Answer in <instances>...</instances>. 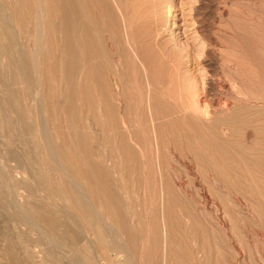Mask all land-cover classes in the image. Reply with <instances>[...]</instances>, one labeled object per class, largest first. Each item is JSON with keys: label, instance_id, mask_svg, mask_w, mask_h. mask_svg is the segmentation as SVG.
I'll use <instances>...</instances> for the list:
<instances>
[{"label": "rangeland", "instance_id": "rangeland-1", "mask_svg": "<svg viewBox=\"0 0 264 264\" xmlns=\"http://www.w3.org/2000/svg\"><path fill=\"white\" fill-rule=\"evenodd\" d=\"M25 1V6L24 3L22 6L26 10L19 6L17 0H0L2 6L0 10H3L0 11V29L3 30H0V35L2 32L6 33L10 41H6V45L0 36V264H264V0L159 1L158 10L161 6L164 10L157 11V17L163 18L161 21L166 26V37H175L176 47H186L192 52V59L184 56L186 62L183 61L182 66L188 69V73L196 75V79L199 77L197 96L201 102L206 99L205 102H208L205 103L208 104L206 110L209 112L203 121L207 123L216 116L215 120L218 122L210 124L211 127H208L209 124H206L207 126L203 124L209 130L192 120H189L191 126L188 122H182L180 131L176 130L180 124L174 125L177 142L181 140L183 145L177 143L181 145L177 146L180 151H176V148L169 152L171 149H167L169 145L165 143V147L161 148L164 150V158L160 157L161 162L155 154V144L147 137V133L144 134L146 131L143 132L145 124L132 125L131 133L135 135L131 134V138L134 140L127 137V132L121 124L119 125L122 128H119L118 124L115 126L112 123V118L116 119L118 114L114 115L113 110L103 108L104 100L102 101L92 78L94 70L96 71L97 67L101 68L97 70L99 72H94V76L99 73L101 78L102 76L106 78L103 86L105 85L108 91L105 88L102 90L109 94L107 99L111 104L118 102L117 95L121 94L119 87H126L123 88L125 94L131 90V85L125 83L133 77V74H130L134 72L131 58L127 60L123 56L121 60L118 53V48L126 39L121 14L115 11V44L111 37L109 38V27L98 6L93 5V9H89L92 25L89 28L90 34L87 31L86 35L89 37L88 45H91L89 48H92L91 52L96 55L92 53V60L97 61H93L92 64H95L96 68L92 66L91 69L90 66L89 68L87 65L82 66L86 63L82 64L85 61H82V46L78 41L76 47H73V50L74 48L77 50L68 55L64 48L63 32L54 29L55 26L51 30L49 23L51 24L52 18L49 17V20L48 16H45L44 20L47 22L45 25L41 22V15L35 12L38 0ZM47 1H40L45 5V15L51 13L49 5H46ZM126 1L127 7L132 8H129L132 13L135 1ZM132 2L133 4H130ZM16 4L18 6L15 8ZM32 4L35 10L32 8L30 11L35 13L29 11ZM21 7L23 10H17ZM14 10L23 13L19 14ZM24 10L27 11L28 17H31L29 21L26 20ZM134 10L133 15L136 17L138 15L136 7ZM5 19L8 22L6 27L3 21ZM18 20L20 22H17ZM25 21H28L29 25ZM77 21L78 19L76 31ZM38 24L42 27L49 26L50 30L48 33L46 27L47 30L43 31L44 34L42 33L43 36L38 37L39 39L35 31ZM33 25L36 26L33 28ZM146 28L151 30L150 26L149 29L147 25L143 27L139 25L135 37L141 39L145 31L146 33L148 31ZM8 43L12 46L10 44L8 46ZM144 49L142 50L144 55H149L152 51L153 55H149V58H155L153 50L147 52L149 49L146 50V47ZM18 61L23 63L20 64ZM123 61L128 64H124ZM121 64L124 67L127 65V68H120ZM121 69L128 71L129 78ZM82 70L88 73L82 74ZM156 70L160 79L166 81L167 65L157 64ZM199 71L202 73L201 76ZM19 72L24 74L20 75ZM87 75L90 77L88 81ZM85 81L88 82L89 89ZM35 84L40 86L39 89ZM200 85H204V88ZM177 87L173 86V89L176 96L180 97L179 101L193 112V108L191 109L193 100L188 97L186 90L183 91V87L181 89L178 84ZM35 92L36 94H33ZM85 92L88 95L91 93L89 98H86ZM31 94L40 95L41 100L36 104ZM87 101L90 102L86 104ZM106 110L109 111L107 112V115H110L109 121ZM236 110L241 112L239 114H247V117L250 112L251 118L249 117L250 120L247 122L253 126L247 123L240 126L233 120L235 130H240L241 134L237 131L236 136H222L223 134L227 136L228 131L225 128L227 126L225 124L223 130L221 128L223 125L220 126L219 123H228L231 111L233 115L238 116ZM129 117L133 119L132 112ZM222 117H227L224 118L227 121H220ZM192 125L198 127L196 131L199 135L204 132L205 135L201 136L203 140L191 135L194 133ZM234 125H231L232 128ZM254 127L258 131L254 129L252 131ZM42 130L44 134L40 133ZM115 132L118 134L117 137ZM190 136L194 137L195 142ZM214 136L218 139L216 137L215 140ZM184 137L191 142H186ZM43 138L45 145L42 142ZM146 138L150 146L144 144ZM219 139L223 141L219 144L224 148L218 144ZM118 140L124 143L119 145ZM125 140L129 142L126 143ZM131 140H134V143H130ZM214 140L219 147L218 145L215 147ZM233 142L240 144L238 146V143H235L234 146ZM187 143L190 144V148L193 145L195 151L191 149V152L189 148L190 153L187 152L185 149ZM224 143L228 146L231 144V148ZM131 145L134 152L131 151ZM236 146L241 148L240 152ZM48 149L53 150L49 151L51 155ZM121 149H124L122 150L124 154L121 153ZM222 149L231 152L225 154ZM232 149L236 150L239 156ZM197 150H200L201 154L196 153V156ZM132 153L134 156L131 157ZM88 156L90 164L95 160L100 164V173L91 167L89 169V164L86 163ZM240 156L242 160L243 157H247L249 163L245 160L243 162L246 164L241 162ZM53 157L57 159L56 162V159L52 162ZM51 163H55L56 166ZM241 163L245 165L242 166ZM82 167L86 169H80ZM84 175H87L90 183L86 182ZM77 188L83 193V198L78 196ZM84 198L90 200L93 209L85 207L89 202ZM97 212L101 218L96 215ZM90 218L95 223L91 224L94 221ZM95 226L98 228H94ZM94 229L95 232L97 229L98 233H95ZM110 256L111 258H108Z\"/></svg>", "mask_w": 264, "mask_h": 264}, {"label": "bare ground", "instance_id": "bare-ground-1", "mask_svg": "<svg viewBox=\"0 0 264 264\" xmlns=\"http://www.w3.org/2000/svg\"><path fill=\"white\" fill-rule=\"evenodd\" d=\"M9 1V0H8ZM18 2V4H19V6H22L23 5V3H24V6H25V0L23 1V0H17ZM30 1V0H29ZM29 1H28V3H29ZM37 1V0H36ZM41 0H38L37 1V5H36V13H39L40 15H41V22H43V23H45V25L47 24V22L44 20V19H46L45 18V16L47 17L48 16V18L50 17V18H52L51 19V24L49 23V25H50V29L52 30L53 29V26H55V28L54 29H60L62 32H63V34H64V38H65V46H64V48H65V50H66V52L68 53V55L69 54H71V53H73L72 51H75V49L77 50V48H74V50H73V47L75 46L76 47V42L78 41V43L82 46V61L84 60L85 62H83L82 64H84V63H86V64H84V65H82L83 67L84 66H86L87 65V67L89 68V66H90V68L92 67V66H96L95 64L94 65H92L93 64V61H96V60H92V53H94V52H91V50H93L92 48H89V46L91 47V45H88L89 44V40H88V38H87V35H86V32L87 31H89V28H90V25H92L91 24V18H90V16H89V9H91L92 8V6L93 5H95V6H98L97 8H99V10L101 11V13H102V15L105 17V19H106V22H107V25H108V27H109V31H110V34H109V31H108V34H109V38L111 37V39L113 40V42H114V39H115V33H116V31H115V28H116V12L115 11H117V12H119V15L121 14V16H120V19H121V21H122V26H123V28H124V33H125V43L123 44V45H121V47H120V44H119V47L120 48H118V53H119V55H120V57H121V60H122V57L124 56L125 57V59H127L128 60V58H131L130 60H131V67H133V70H134V72H130V74H133V77H132V80L130 79H127V80H129L128 82L126 81L125 83H128V84H130L131 85V90H130V92L128 93V94H125V93H123V88H126L124 85H122V86H124L123 88H120L119 86V88L118 89H120V91H121V94L119 93L117 96H118V99H117V104H111V101L109 100V99H107L108 98V96H109V94L107 95V94H105V91L103 92V90L102 89H104L105 88V85L103 86V82L106 80V78H103L104 76H102V78H103V81H102V78H101V74H99V73H97L95 76H94V72H96L98 69H101V68H96L97 70L95 71L94 70V72H93V77L92 78H94V82H95V85L97 86V89H98V93H100V95H101V97H102V101L104 100V102H103V105L105 106V107H103V108H107L108 110L110 109L111 111L113 110L114 112H113V114L114 115H117V120L116 119H114L113 120V118H112V123L113 124H115V126H116V124H118V126H120L119 128H122V126H123V128L126 130V132H127V134L126 133H124V134H126L127 135V137L129 138V139H134V138H131V134H132V136H133V134L135 135V133H131V132H133L132 131V125L133 124H139V125H141V124H145V127H144V130H143V132L144 131H146L144 134H148L147 135V137H149L150 139H151V141L155 144V154L160 158V157H163L164 158V150H162L161 148H164L165 146V143H168V145H169V147L167 148V149H171L169 152H173L176 148H177V150L176 151H178L179 149H178V147L179 146H181V145H177V143H181L182 141L180 140V142L178 141L177 142V137H176V130H178V131H180L179 130V128H180V126H182L181 125V123L182 122H188V124H189V120H192V122H195V124H201V126H202V128L204 127V128H206L205 126H203V124L204 125H206V124H209L208 125V127L210 126V124H216V116H214V119L213 120H211V119H209V120H211V121H209V122H205V121H203V119H205L204 118V116H206V115H208V111L206 110V105L208 106V104H206L205 105V103H208V102H205V100L204 101H202L204 104H202V102H201V100L198 98V96H197V91H198V82H197V80L199 79V77L196 79V75L195 76H193L192 75V72H189L188 73V69H185V66H182V64H183V61L184 62H186V59H184V56H186L188 59H190L191 58V53L192 52H190V50H189V48H186V47H182V48H178V47H176V43H175V37H172V36H169V37H166L167 36V33H166V29H165V27L166 26H164V24L162 23V21H161V19L163 20V18L161 17H157L158 16V12H159V10H164V8H162V6H161V8L158 10V6H159V1L160 0H134L135 1V4L136 5H134V7H136V13L138 14L136 17L133 15V12L135 11L134 10V7H133V12L131 13L130 11H129V8L127 7V1L126 0H46L47 1V3H46V5H49L48 6V9L51 11V13H48L49 15H45V13H46V9H45V5H43L41 2H40ZM129 1V0H128ZM131 1H133V0H130V2ZM6 2V1H5ZM12 2H15V1H12ZM10 3V2H9ZM27 3V4H28ZM35 3V2H34ZM129 3V2H128ZM18 4H16L15 5V8L18 6ZM130 4H133V2L132 3H130ZM129 4V6H131ZM6 5V4H5ZM10 5V4H9ZM30 5V4H29ZM33 5V4H32ZM172 5H174V4H172ZM11 6V5H10ZM24 6H22L23 8H24ZM31 6V5H30ZM30 6H28V7H30ZM168 6V5H167ZM171 6V5H170ZM0 7H2L1 5H0ZM18 8L17 10H20V9H22L23 10V8ZM50 7V8H49ZM94 7V6H93ZM165 7V6H164ZM10 8V7H9ZM34 9L35 10V8H34V5L32 6V7H30L29 8V11L31 10V9ZM166 8V7H165ZM172 8V7H171ZM1 9V8H0ZM4 9V8H3ZM14 9V8H13ZM25 9V8H24ZM93 9V8H92ZM130 9H132V8H130ZM170 9V8H169ZM168 9V10H169ZM11 10V9H10ZM26 10V9H25ZM24 10V11H25ZM173 10V9H172ZM0 11H2L3 12V10H0ZM14 11H16V10H14ZM158 11V12H157ZM22 13H23V11H21ZM21 12H17L16 11V13H19V14H22ZM33 12V11H32ZM31 11H30V13H32ZM35 12H33V13H35ZM169 12H171V11H169ZM7 13V12H6ZM14 14H15V12H13ZM25 14L27 13V11H25L24 12ZM136 13H134V14H136ZM9 14H10V12H9ZM13 14V15H14ZM39 14L38 15H36V17L37 16H39ZM160 14V13H159ZM162 15H164L163 13H161ZM160 14V15H161ZM181 14V13H180ZM17 15V14H16ZM31 15H33V17L35 16V14H31ZM2 16V15H1ZM9 16V15H8ZM23 16H24V14H23ZM26 16L28 17V15L26 14ZM30 16V15H29ZM170 16V15H169ZM20 17H22V15H20ZM20 17H19V20L21 21V19H20ZM27 17H26V20H28L29 21V19L31 18H29L28 17V19H27ZM35 17V18H36ZM171 17V16H170ZM2 18V17H1ZM4 18H6V15H4ZM18 17H16V19H17ZM23 18V17H22ZM35 18H34V20H35ZM50 18H49V20H50ZM101 18V17H100ZM173 18V17H172ZM3 19V18H2ZM9 19V18H8ZM37 19V18H36ZM78 19V31H76V26H77V24H76V20ZM104 19V20H105ZM17 21V22H20V21ZM25 20V19H24ZM24 20H22V22L24 21ZM57 20V21H56ZM3 21H5L4 23H5V27L8 25V22H7V20L5 19V20H3ZM28 21H25L26 23L28 22ZM37 21L38 20H36V23H37ZM45 21V22H44ZM54 21H56V22H54ZM13 22V21H12ZM12 22H11V24H12ZM24 22V23H25ZM53 22V23H52ZM32 23V22H31ZM35 23V24H36ZM56 23V24H55ZM103 23V22H102ZM10 24V25H11ZM19 24V23H18ZM21 24V23H20ZM23 24V23H22ZM21 24V25H22ZM28 25H29V23H27ZM42 24V23H41ZM41 24H38L36 27L33 25V28L35 27V31H36V34H37V39H39V38H41L40 36H43L42 35V33H43V31H45V30H47V28L46 27H42V25ZM94 24V23H93ZM32 25V24H31ZM40 25V26H39ZM97 25V24H96ZM139 25H142V27H143V25H147V27L149 28V26H150V28H151V30H148L147 28V33H146V31H145V34L144 35H142V37H141V39H140V37H135V36H137V34L136 35H134L135 34V32H136V29H138V26ZM173 25V24H172ZM30 27V26H29ZM106 27V26H105ZM137 27V28H136ZM1 28V27H0ZM10 28H11V26H10ZM13 28V27H12ZM28 28V27H27ZM26 28V29H27ZM49 28H48V30H49ZM95 28H96V26H95ZM149 28V29H150ZM25 29V28H24ZM108 29V28H107ZM1 31H3L2 29H0ZM8 30V29H7ZM14 30V29H13ZM31 30H32V28H31ZM91 30V29H90ZM106 30V29H105ZM139 30V29H138ZM137 30V31H138ZM168 30V29H167ZM107 31V30H106ZM9 32V31H8ZM33 32V31H32ZM47 33V32H46ZM48 33H50V30L48 31ZM47 33V34H48ZM51 33H53V31H51ZM59 33V32H58ZM76 33H77V35H76ZM2 35H0V36H2V41L4 40L5 41V44H6V41H8V35L6 34V33H4V32H2L1 33ZM35 34V33H34ZM44 34V33H43ZM54 34V33H53ZM89 34H90V31H89ZM11 35V34H10ZM90 36V35H89ZM39 37V38H38ZM91 37V36H90ZM186 37V36H185ZM54 38V37H53ZM46 39V38H45ZM90 39H92V38H90ZM195 40H196V38H195ZM1 41V42H2ZM52 41V40H51ZM105 41V40H104ZM124 41V40H123ZM122 41V42H123ZM8 42H10V41H8ZM94 43H95V41H94ZM93 42H92V44H94ZM115 43V42H114ZM9 44L10 43H8V46H9ZM116 44V43H115ZM7 45V44H6ZM11 45V44H10ZM41 45V44H40ZM12 46V45H11ZM35 46H37V45H35ZM78 46V45H77ZM93 47V46H92ZM108 47V46H107ZM147 48L146 50H148L147 52H149L150 51V49L151 50H153L154 51V53H155V58L154 59H152V58H149V55H151L153 52L152 51H150V53H149V55L147 54V55H144V48ZM189 47V46H188ZM7 48V47H6ZM44 48V47H43ZM79 48V47H78ZM97 49V48H96ZM188 49V50H187ZM193 49V48H192ZM40 50V49H39ZM81 50V49H80ZM143 50V51H142ZM23 51V50H22ZM64 51V50H63ZM106 51V50H105ZM113 51V50H112ZM16 52V51H15ZM81 52V51H80ZM115 52V51H114ZM143 52V53H142ZM195 52V51H194ZM76 53H77V51H76ZM76 53H75V55H76ZM100 54V53H99ZM188 54V55H187ZM197 54V53H196ZM32 55V54H31ZM42 55V54H41ZM94 55H95V53H94ZM153 55V54H152ZM17 56V55H16ZM40 56V55H39ZM38 56V57H39ZM73 56V55H72ZM96 56V55H95ZM68 57V56H67ZM120 57H119V59H120ZM196 57H198V56H196ZM48 58V57H47ZM28 59V58H27ZM34 59V58H33ZM192 59V58H191ZM32 60V59H31ZM120 60V61H121ZM20 61V60H19ZM18 61V62H19ZM69 61H70V58H69ZM125 61V60H124ZM123 61V62H124ZM192 61V60H191ZM193 61H194V59H193ZM200 61V60H199ZM74 62V61H73ZM97 62V61H96ZM95 62V63H96ZM196 62V61H195ZM20 63V62H19ZM18 63V64H19ZM21 63H23V62H21ZM20 63V64H21ZM71 63V62H70ZM118 64H119V62H117ZM127 64H128V62H126ZM125 62H124V64H126ZM98 64V63H97ZM129 64H130V61H129ZM157 64H166L167 65V68H168V74H167V78H165V79H167L166 81H163V80H161L160 79V77H159V75H158V72H157V70H156V65ZM187 64V63H186ZM190 64V63H189ZM23 65V64H22ZM45 65V64H44ZM99 65V64H98ZM193 65V64H192ZM20 66V68H21V65H19ZM18 66V67H19ZM53 66V65H52ZM121 66H122V64H121ZM127 65H125V67H126ZM187 66V65H186ZM47 67V66H46ZM69 67H70V65H69ZM124 66H122V67H120V68H123ZM124 67V68H125ZM20 68H18V69H20ZM35 68V67H34ZM53 68V67H52ZM87 68V69H88ZM127 68V67H126ZM125 68V69H126ZM203 68V67H202ZM205 68V67H204ZM17 69V70H18ZM84 69V68H83ZM92 69V68H91ZM125 69H123V70H125ZM23 69H21V71H22ZM112 70V69H111ZM122 70V69H121ZM122 70V71H123ZM131 70V69H130ZM194 70V69H193ZM20 71V72H21ZM24 71V70H23ZM70 71V70H69ZM84 71H85V69H84ZM88 71H89V69H88ZM88 71H86L87 73H88ZM132 71V70H131ZM192 71V70H191ZM195 71V70H194ZM19 72V74L21 75H23L24 73H20ZM53 72V71H52ZM85 72V73H86ZM90 72V71H89ZM97 72H99V71H97ZM100 72H102V71H100ZM124 73L123 74H125V72L127 73L126 75L128 76V71H123ZM70 73V72H69ZM82 74L84 73L83 72V70H82V72H81ZM84 73V74H85ZM86 73V74H87ZM106 73V72H105ZM114 73V72H113ZM198 73V72H197ZM199 73H200V71H199ZM82 74H81V76H82ZM201 74L202 73H200L199 75L201 76ZM91 74H89V76H90ZM103 75V74H102ZM105 75V74H104ZM115 75V74H114ZM60 76V75H59ZM88 76V75H87ZM88 76V78H87V80L86 79H84V80H86V81H88V79L90 78ZM105 76H107V75H105ZM122 76H124V77H126L125 75H122ZM22 77V76H21ZM83 77V76H82ZM86 77V75L84 76V78ZM117 77V76H116ZM205 77H207V76H205ZM36 78V77H35ZM80 78V77H79ZM128 78H129V76H128ZM34 79V78H33ZM37 79V78H36ZM105 79V80H104ZM38 80V79H37ZM91 80V79H90ZM124 80V79H123ZM125 80H126V78H125ZM25 81H27V79L25 80ZM36 81V80H35ZM85 81V82H86ZM24 82V81H23ZM84 82V83H85ZM35 83V82H34ZM36 83H38L39 84V82H36ZM87 83L88 82H86L85 84H86V86L88 87L89 85H87ZM104 83H106V81L104 82ZM124 83V84H125ZM36 85V88L37 89H39L38 88V86L39 85ZM79 84H80V82H79ZM91 84V83H90ZM123 84V83H122ZM176 84V85H175ZM177 84L181 87V89H182V87H183V91L184 90H186L187 92V95H188V97L190 98V99H192L193 101H192V105H193V107H191V109L193 108V112L195 113H193V112H191L190 110H189V108H188V106H185L181 101H179V96L177 97L176 96V94H175V91H174V89H173V86L174 87H177ZM202 84V83H201ZM49 85V84H48ZM107 85V84H106ZM126 85V84H125ZM80 86V85H79ZM85 86V85H84ZM121 86V87H122ZM201 86V85H200ZM204 86V85H203ZM203 86H201V88L203 87ZM40 87V86H39ZM86 87V88H87ZM107 87H109V86H107ZM178 88V87H177ZM204 88V87H203ZM35 90L36 92L38 91V90ZM84 89H85V87H84ZM88 89H89V87H88ZM88 89H86V91L88 90ZM180 89V88H179ZM34 90V89H33ZM79 90V89H78ZM105 90L106 91H108L106 88H105ZM116 90H117V88H116ZM126 90V89H125ZM124 90V92H126ZM128 90H129V88H128ZM175 90H176V88H175ZM42 91V90H41ZM41 91L39 92V93H41ZM89 91V90H88ZM87 91V92H88ZM115 91V90H114ZM182 91V90H181ZM34 92V91H33ZM36 92L35 93H33V94H36ZM113 92V91H112ZM180 92V91H179ZM84 93V92H83ZM89 93V92H88ZM88 93H86L85 92V94L88 96H86V98H89V96L91 95V93H90V95H88ZM109 93V92H108ZM116 93V92H115ZM178 93V92H177ZM111 94H113V93H111ZM38 95V94H37ZM95 95V94H94ZM99 95V94H98ZM106 95H107V97H106ZM33 95L31 94V97H32ZM40 96V95H39ZM39 96H33V99L32 100H34V102L36 101V104H37V102L39 101V100H41V99H39ZM113 96H115V95H113ZM231 96V95H230ZM240 96H242V95H240ZM30 97V98H31ZM116 97V96H115ZM184 97H185V95H184ZM81 98V97H80ZM79 98V99H80ZM92 97H90V99H91ZM230 98V97H229ZM70 99V98H69ZM99 99H100V97H99ZM116 99L114 100V101H116ZM242 99V98H241ZM31 100V101H32ZM85 100H87V99H85ZM109 100V101H108ZM234 100H235V98H234ZM70 101V100H69ZM68 101V102H69ZM91 101H92V99H91ZM188 101H189V99H188ZM187 101V102H188ZM243 101V100H242ZM82 102V101H81ZM88 102H90V101H87V103L86 104H88ZM32 103V102H31ZM60 103H61V101H60ZM70 103V102H69ZM224 103V102H223ZM35 104V103H34ZM82 104V103H81ZM93 104V103H92ZM225 104V103H224ZM224 104H222V105H224ZM226 104H227V102H226ZM214 105V104H213ZM35 106V105H34ZM39 106H40V104H39ZM39 106H38V108H39ZM224 106H226V105H224ZM243 106V105H242ZM57 107V106H56ZM61 107V106H60ZM213 107V106H212ZM211 107V108H212ZM218 107H219V105H218ZM223 107V106H222ZM227 107H228V105H227ZM244 108H246L245 106H243ZM250 107V106H249ZM88 108V107H87ZM102 108V109H103ZM215 108V107H214ZM14 109V108H13ZM105 109H103V110H105ZM208 109V108H207ZM216 109V108H215ZM220 109V108H219ZM236 109H237V107H236ZM243 109V108H242ZM39 110V109H38ZM234 110V109H233ZM238 110H239V108H238ZM41 111V110H40ZM210 111V110H209ZM220 111V110H219ZM237 111V110H236ZM247 111V110H246ZM52 112H53V110H52ZM105 111H103V113H104ZM107 112H109V111H107L106 110V117H107V120H108V115H107ZM115 112H116V114H115ZM131 112H132V115H133V119H131L129 116H130V114H131ZM220 112H222V111H220ZM220 112H217L216 111V113H220ZM238 112V111H237ZM243 112H245L244 110H243ZM230 113V112H229ZM239 113H241V112H238V116H236V115H233L232 114V111H231V114H230V117L228 116V121L227 120H224V118L225 117H222L223 119H219L220 121H227L228 123H225V122H223V123H219V125L221 126V124L223 125V127L221 126V128H223V130H224V125L226 124V126L227 127H225L226 128V131H228V132H226V134H227V136L226 135H222V136H225V137H229L230 135H234V136H236L237 135V131L235 130V126L236 125H234L233 123H232V121L234 120V122H236L237 121V124H239L240 126H245L246 125V123H247V125H250V124H248L249 122H247L248 121V119L250 120V116H249V114H250V112H249V114H248V117L246 116L247 114H239ZM247 113V112H246ZM253 113V112H252ZM41 114V113H40ZM110 114H112V112L110 113ZM213 113H211V115H212ZM234 114H236V113H234ZM113 115V116H114ZM227 115H228V113H227ZM254 115V114H253ZM253 115H252V117H253ZM255 115H257V113H255ZM254 115V116H255ZM110 116V115H109ZM207 117V116H206ZM250 117V118H249ZM209 118H210V116H209ZM227 118V117H226ZM225 118V119H226ZM33 119V118H32ZM39 119H42V118H39ZM207 119V118H206ZM46 120V119H45ZM110 120V119H109ZM108 120V121H109ZM218 120V121H219ZM236 120V121H235ZM252 120V119H251ZM37 121V120H36ZM50 121V120H49ZM116 121V122H115ZM208 121V120H207ZM40 122L42 123V120H40ZM111 122V121H110ZM109 122V123H110ZM252 122V121H251ZM37 123H38V121H37ZM45 123V122H44ZM108 123V124H109ZM40 124V123H39ZM111 124V123H110ZM119 124H121V125H119ZM177 124H180L179 125V127H177L178 129H176V126H178ZM187 124V125H188ZM190 124H191V122H190ZM189 124V126H191ZM217 124H218V122H217ZM227 124H231V125H234L233 126V128H232V126L231 125H227ZM254 124V123H253ZM258 124V123H257ZM49 125V124H48ZM174 125H176V126H174ZM238 125V126H239ZM252 125V124H251ZM37 126H38V124H37ZM40 126V125H39ZM134 126V125H133ZM142 126H144V125H142ZM207 126V125H206ZM215 126V125H214ZM213 126V127H214ZM220 126H219V128H220ZM253 126V125H252ZM139 127V126H138ZM196 126H193L192 125V130H194V133H191L189 130H188V132H190L191 133V135H193L195 138H201V136H202V134H204V132L201 134V135H199V133L197 132L198 131V127L197 128H195ZM206 128V129H208L209 130V128ZM211 127V126H210ZM216 127L218 128V126L216 125ZM41 128V127H40ZM115 128V127H114ZM140 128H141V126H140ZM185 129H186V127H184ZM239 129V127H236V129ZM249 128H251V127H249ZM258 128V127H257ZM46 129V128H45ZM123 129V130H124ZM176 129V130H175ZM190 129H191V127H190ZM246 129V128H245ZM253 129L255 130L256 128L254 127V128H252V131H253ZM38 130V129H37ZM113 130V129H112ZM116 130H117V128H116ZM115 130V131H116ZM122 130V129H121ZM121 130H119L120 132H122ZM135 130H137L136 128H135ZM134 130V131H135ZM140 130V129H139ZM187 130V129H186ZM197 130V131H196ZM211 130H212V128H211ZM210 130V131H211ZM241 130H243V129H241ZM249 130V129H248ZM247 130V131H248ZM51 131V130H50ZM88 131V130H87ZM177 131V132H178ZM203 131V130H202ZM209 131V132H210ZM240 131V130H239ZM239 131H238V134H241V132L239 133ZM255 131H258V130H255ZM263 131V130H262ZM46 132V131H45ZM112 132H114V131H112ZM141 132H142V129H141ZM183 132V131H182ZM213 131H211V133H212ZM40 133H42V134H44L43 133V130H42V132L40 131ZM116 133V137H117V132H115ZM137 133H140V132H138L137 131ZM178 133H180V132H178ZM184 134L186 133V132H183ZM211 133H208V134H211ZM218 133L219 134H221L220 133V131H218ZM85 134V133H84ZM113 134V133H112ZM121 134V133H120ZM123 134V135H124ZM144 134H142L143 136H144ZM242 134H244V133H242ZM261 134V133H260ZM263 134V133H262ZM39 135V139H41L40 138V134H38ZM46 135V134H45ZM50 135V134H49ZM56 135V134H55ZM125 135V136H126ZM138 135V134H137ZM140 135H141V133H140ZM180 136H181V134H179ZM187 135V134H186ZM185 135V136H186ZM190 135V134H189ZM205 135V134H204ZM204 135H203V137H204ZM213 135H215V133L214 134H212V136ZM229 135V136H228ZM88 136H89V134H88ZM114 136V135H113ZM146 136V135H145ZM177 136H178V134H177ZM191 137L190 136V138H192L193 139V141L195 142V140H194V137ZM207 136V135H206ZM212 136H210V140H211V137ZM240 136V135H239ZM238 136V137H239ZM37 137V136H36ZM43 137V136H42ZM119 137H120V135H119ZM123 137V136H122ZM137 138H138V136H136ZM135 137V138H136ZM142 137V136H141ZM179 137V136H178ZM209 137V136H208ZM217 137V136H216ZM216 137L214 136V138H215V140H216ZM221 137V136H220ZM241 137V136H240ZM247 137V136H246ZM34 138V137H33ZM45 138V137H44ZM44 138H43V144L44 143H46V142H44ZM124 138V137H123ZM127 138V139H128ZM136 138V139H137ZM140 138V137H139ZM143 138H145V137H143ZM181 138H182V136H181ZM187 138H188V136H187ZM198 138V139H199ZM214 138H212V139H214ZM237 138V137H236ZM38 139V140H39ZM50 139V138H49ZM114 139V138H113ZM119 139H121V137L119 138ZM125 139H126V137H125ZM141 139V138H140ZM150 139H149V142H150ZM183 139H185V137L183 138ZM202 139V138H201ZM204 139V138H203ZM202 139V140H203ZM206 139L208 140V138L206 137ZM205 139V140H206ZM217 139H218V137H217ZM222 139V138H221ZM42 140V139H41ZM85 140V139H84ZM135 140V139H134ZM134 140L132 141L131 140V142L130 143H134ZM146 141H147V138L145 139ZM144 140V141H145ZM186 140V139H185ZM184 140V141H185ZM202 140H200V142L202 141ZM214 140V141H215ZM46 141V140H45ZM48 141V140H47ZM122 141H124V139L122 140ZM122 141L120 142L119 140H118V142H119V145H120V143L121 144H123L122 143ZM138 140H136V142H137ZM145 141V145L148 143V141L146 142ZM187 141H189V143L191 142L189 139L188 140H186V142ZM212 141V140H211ZM256 141V140H255ZM39 142V141H38ZM50 142V141H49ZM48 142V143H49ZM125 142L127 143V142H129L128 140L126 141L125 140ZM135 142V143H136ZM140 141H138V143H139ZM143 142V141H142ZM204 142H206V141H204ZM222 143L223 141L222 140H220L219 139V142H218V144L219 143ZM224 142H225V140H224ZM257 142V141H256ZM48 143L46 144L47 145V147H48ZM87 143V142H86ZM189 143H187L186 144V147H185V149H187L186 151L187 152H189L188 150H189V148L191 147L190 146V144ZM207 143V142H206ZM205 143V144H206ZM213 143V142H212ZM217 142L215 141V147H216V145H218V144H216ZM227 143V142H226ZM226 143H224V144H226ZM231 143V142H230ZM236 143V142H235ZM235 143L233 142V145L235 146ZM238 143V142H237ZM236 143V144H237ZM39 144V143H38ZM42 144V143H41ZM42 144V145H43ZM88 144V143H87ZM129 144V143H128ZM182 144V143H181ZM185 144V143H184ZM196 144H197V142H196ZM202 144V143H201ZM224 144H222V146L224 145ZM229 144V143H228ZM239 144L240 143H238V146H239ZM45 145V144H44ZM44 145H43V147H44ZM61 145V144H60ZM116 145V144H115ZM118 145V144H117ZM133 145V144H132ZM131 145V146H132ZM135 145H137V143L135 144ZM147 145H149L150 146V143L149 144H147ZM183 145V144H182ZM188 145V146H187ZM191 145H192V143H191ZM209 145V144H208ZM220 145V144H219ZM219 145L217 146V147H219ZM242 145V144H241ZM240 145V147L241 148H243L242 146ZM39 146V145H38ZM73 146V145H72ZM87 146V145H86ZM122 146V148H124V146L123 145H121ZM139 146H140V144H139ZM143 146V145H142ZM178 146V147H177ZM190 146V147H189ZM206 146V145H205ZM225 146V145H224ZM226 146H228L227 144H226ZM234 146H232V147H234ZM46 147V148H47ZM128 147V146H127ZM141 147V146H140ZM220 147H221V145H220ZM228 147H230L231 148V144H230V146H228ZM237 147V146H236ZM240 147H237V151H238V149L240 148ZM251 147V146H250ZM51 148H52V144H51ZM70 148V147H69ZM83 147H81V149H82ZM90 148V147H89ZM115 148H116V146H115ZM121 148V147H120ZM134 149V147L132 146L131 147V151H133V149ZM138 148V147H137ZM151 148H152V146L150 147V149H149V151L151 150ZM221 148H224V147H221ZM227 148V147H226ZM240 148V149H241ZM45 149V148H44ZM53 149V148H52ZM130 149V148H129ZM128 149V150H129ZM139 149V148H138ZM142 149V148H141ZM191 149H195V147H193V145H192V148H190V150ZM240 149H239V152H240ZM51 150V149H50ZM49 149H48V152L50 151ZM54 150V149H53ZM53 150H51V151H53ZM83 150H84V148H83ZM87 150V149H86ZM91 150H92V148H91ZM124 151V149H121V151ZM136 150V149H135ZM144 150H146V148L144 149ZM154 150V149H153ZM182 150V149H181ZM223 150V149H222ZM225 150H227V149H225ZM248 150V149H247ZM36 151V150H35ZM45 151V150H44ZM123 151L121 152V153H123ZM126 151V150H125ZM130 151V152H131ZM141 151V150H140ZM152 151V150H151ZM150 151V152H151ZM180 151V150H179ZM195 151V150H194ZM198 151V150H197ZM195 152V155L197 156V154L196 153H200L199 151L198 152ZM224 151V150H223ZM229 151V150H228ZM228 151H224L225 152V154L228 152ZM232 151H234L233 149H232ZM244 151V150H243ZM243 151H241V153L243 152ZM87 152H88V150H87ZM93 152V151H92ZM120 152V151H119ZM134 152V151H133ZM187 152H185V154L187 153ZM191 152H192V150H191ZM221 152V151H220ZM229 152H231V151H229ZM53 153V152H52ZM55 153V152H54ZM53 153V154H54ZM83 153H84V151H83ZM126 153H127V151H126ZM137 153H138V151L137 152H135V154L137 155ZM145 153V152H144ZM174 153H176V152H174ZM190 153V152H189ZM234 153H236L237 154V156H239L238 154V152H236V150L234 151ZM234 153H231V154H234ZM245 153V152H244ZM45 154V153H44ZM49 154L51 155V152H49ZM85 154V153H84ZM88 154V153H87ZM124 154V153H123ZM134 153H132V155H130L131 157L132 156H134L133 155ZM154 154V153H153ZM154 154V155H155ZM171 154V153H170ZM173 154V153H172ZM171 154V155H172ZM188 154V153H187ZM193 153H191V155H192ZM201 154V153H200ZM230 154V153H229ZM228 154V155H229ZM46 155V154H45ZM122 155V154H121ZM174 155V154H173ZM241 155V154H240ZM242 155H244V154H242ZM246 155V154H245ZM53 156H55V155H53ZM85 156V155H84ZM87 156V155H86ZM127 156V155H126ZM139 156V155H138ZM156 156V157H157ZM194 156V155H193ZM230 156V155H229ZM236 156V157H237ZM56 157V156H55ZM75 157V156H74ZM155 157V158H156ZM234 157V156H233ZM243 157V156H242ZM46 158V157H45ZM85 158V157H84ZM195 158V157H194ZM235 158V157H234ZM239 158H241V156L239 157ZM245 157H243V160H245L247 163H249L247 160H246V158L244 159ZM48 159H50L49 158V156H48ZM52 159V158H51ZM56 158H54L53 157V159H52V162H53V160H55ZM92 159H93V157H92ZM237 159H238V157H237ZM249 159V158H248ZM79 160V159H78ZM86 160V159H85ZM161 160V158L159 159V161ZM239 161H240V159H238ZM241 160H242V158H241ZM243 160L241 161V162H243ZM57 161V159L55 160V162ZM162 161V160H161ZM160 161V162H161ZM245 161L243 162V163H245ZM80 162V161H79ZM83 162V161H82ZM88 162V164H89V169H90V167L91 168H93V169H95V171L96 170H100L101 168H100V164L99 163H97L96 162V160L94 161V162H96V163H92V164H90L91 162H90V158H89V156L87 157V161H86V163ZM132 162V161H131ZM135 162V161H134ZM257 162V161H256ZM259 162V161H258ZM76 163V162H75ZM84 163V162H83ZM158 163V162H157ZM243 163H241L242 164V166L243 165H245V164H243ZM254 163V162H253ZM261 163H262V161H261ZM52 164V163H51ZM55 163H53L52 165H54ZM87 164V165H88ZM237 164V163H236ZM84 166H85V164H83ZM82 165V166H83ZM229 165V164H228ZM250 165V164H249ZM248 165V166H249ZM55 166H56V164H55ZM55 166H53V167H55ZM58 166H60V165H58ZM101 166H102V164H101ZM248 166H244V167H248ZM81 167V166H80ZM103 167V166H102ZM229 167V166H228ZM59 168V167H58ZM61 168V167H60ZM232 168V167H231ZM80 169H86V167L85 168H80ZM102 169H104V167L102 168ZM229 169H230V167H229ZM61 170V169H60ZM12 171V170H11ZM25 171V170H24ZM104 171V170H103ZM247 171V170H246ZM62 172H64L63 170H62ZM83 172V171H82ZM6 173V172H5ZM81 173V172H80ZM86 173V172H85ZM85 173H83V174H85ZM99 173H100V171H99ZM105 173V172H104ZM251 173V172H250ZM86 174H88V173H86ZM107 174V173H106ZM258 174V173H257ZM256 174V175H257ZM28 175V174H27ZM66 175V174H65ZM64 175V176H65ZM81 175V174H80ZM90 175V174H89ZM89 175H88V177H89ZM95 175V174H94ZM101 175V174H100ZM18 176V175H17ZM67 176V175H66ZM255 176V175H254ZM21 177V176H20ZM26 177V176H25ZM84 177H86V179H87V175L85 176L84 175ZM252 177V176H251ZM22 179H23V177H21ZM104 178V180L106 179L105 177H103ZM253 178V177H252ZM71 179V178H70ZM89 179V178H88ZM88 179H87V181L86 182H89L88 181ZM92 179V178H91ZM261 179V178H260ZM94 180V179H93ZM258 180V179H257ZM71 181H72V179H71ZM70 181V182H71ZM92 181V180H91ZM95 181V180H94ZM103 181V180H102ZM253 181V180H252ZM261 182V181H260ZM259 182V183H260ZM23 183V182H22ZM72 183V182H71ZM90 183V182H89ZM94 183H96V182H94ZM102 183V182H101ZM106 183V182H105ZM254 183V182H253ZM36 184V183H35ZM73 184H74V182H73ZM73 184H71V185H73ZM77 184V183H76ZM87 184V183H86ZM107 184H108V182H107ZM85 185V184H84ZM230 185V184H229ZM10 186V185H9ZM12 186V185H11ZM67 186H68V184H67ZM76 186V185H75ZM74 186V187H75ZM87 186V185H86ZM95 186V185H94ZM107 186V185H106ZM253 186V185H252ZM77 187V186H76ZM85 187V186H84ZM104 187H105V185H104ZM256 187V186H255ZM264 187V186H263ZM70 188V187H69ZM95 188V187H94ZM254 188V187H253ZM80 189V188H79ZM24 190V189H23ZM76 190V189H75ZM80 190H82V189H80ZM91 190V189H90ZM96 190V189H95ZM26 191V190H25ZM257 191V190H256ZM261 192V191H260ZM77 193H78V196L81 198L82 197V194L83 193H81L79 190H78V188H77ZM86 193V192H85ZM262 193V192H261ZM24 194V193H23ZM85 195V194H84ZM103 195V194H102ZM108 195V194H107ZM12 197H14V196H12ZM84 197H86V196H84ZM88 197V196H87ZM16 198V197H15ZM27 198V197H26ZM83 198V197H82ZM105 198V197H104ZM21 199V198H20ZM103 199V198H102ZM263 199V198H262ZM84 200H85V198H84ZM87 200V202H89V203H87V204H85V207L87 208V209H89V210H91V209H93V207H92V205L90 204V200H88V198L86 199ZM85 200V201H86ZM106 200V199H105ZM13 201V200H12ZM18 201V200H17ZM16 201V202H17ZM23 201V200H22ZM71 201V200H70ZM172 201V200H171ZM31 202V201H30ZM84 202V201H83ZM103 202H105V201H103ZM173 202V201H172ZM106 203V202H105ZM104 203V204H105ZM33 204V203H32ZM8 205V204H7ZM169 205V204H168ZM172 205V204H171ZM11 206V205H10ZM105 206H107V203L105 204ZM167 206V205H166ZM15 207V206H14ZM167 207H169V206H167ZM74 208V207H73ZM111 209V208H110ZM36 210V209H35ZM76 210V209H75ZM169 210V209H168ZM23 212V211H22ZM36 212V211H35ZM110 212V211H109ZM173 212V211H172ZM175 212V211H174ZM169 213V212H168ZM55 214V213H54ZM99 214L100 213H96V215L97 216H99ZM21 215V214H20ZM24 216V215H23ZM81 216V215H80ZM175 216V215H174ZM188 216V215H187ZM27 217V216H26ZM100 217V216H99ZM91 218H92V216H91ZM90 218V219H91ZM101 218V217H100ZM104 218V217H103ZM25 219V218H24ZM93 219V218H92ZM91 219V220H92ZM54 220V219H53ZM83 220V219H82ZM105 220V219H104ZM92 221H94V220H92ZM101 221V220H100ZM181 221V220H180ZM31 222V221H30ZM45 222V221H44ZM84 222V221H83ZM103 222V221H102ZM60 223V222H59ZM93 223H95V221L94 222H92L91 224H93ZM85 224H86V220H85ZM103 224V223H102ZM105 224V223H104ZM121 224V223H120ZM96 225V224H95ZM86 226V225H85ZM90 226V225H89ZM34 227H36L35 225H34ZM55 227V226H54ZM60 227V226H59ZM91 227V226H90ZM104 227V226H103ZM94 228H98V227H94ZM100 228V227H99ZM34 229V228H33ZM36 229H37V227H36ZM104 229H106V228H104ZM111 230V229H110ZM38 231H40V230H38ZM98 230L96 229V232H97ZM107 231H108V229H107ZM35 232V231H34ZM54 232V231H53ZM94 232H95V229H94ZM95 232V233H96ZM102 232V231H101ZM117 232H118V230H117ZM121 232V231H120ZM40 233V232H39ZM91 233V232H90ZM98 233V232H97ZM119 233V232H118ZM56 234V233H55ZM41 235V234H40ZM89 235V234H88ZM95 235H97V234H95ZM94 235V236H95ZM98 235H100V234H98ZM59 236V235H58ZM90 236V235H89ZM92 236V235H91ZM101 236V235H100ZM58 238V237H57ZM92 238V237H91ZM123 238V237H122ZM47 239V238H46ZM108 239V238H107ZM52 240V239H51ZM123 240V239H122ZM111 241V240H110ZM48 242V241H47ZM50 243V242H49ZM35 245V244H34ZM99 245V244H98ZM120 245V244H119ZM121 246V245H120ZM105 247V246H104ZM107 249V248H106ZM100 251H101V249H100ZM103 251V250H102ZM107 251H109V250H107ZM103 253V252H102ZM108 253V252H107ZM62 254V253H61ZM25 255V254H24ZM62 256V255H61ZM107 256V255H106ZM32 257V256H31ZM108 258H111V256L110 257H108ZM34 259V258H33ZM105 260V259H104ZM122 260V259H121ZM124 262V261H123ZM100 263V262H99ZM116 264V263H115ZM125 264V263H124Z\"/></svg>", "mask_w": 264, "mask_h": 264}]
</instances>
